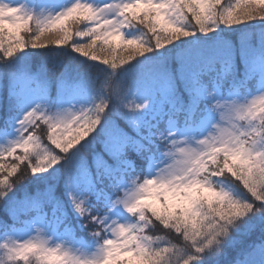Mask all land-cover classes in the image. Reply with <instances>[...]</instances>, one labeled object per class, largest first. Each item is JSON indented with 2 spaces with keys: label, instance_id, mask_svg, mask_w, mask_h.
<instances>
[{
  "label": "snow or ice",
  "instance_id": "obj_1",
  "mask_svg": "<svg viewBox=\"0 0 264 264\" xmlns=\"http://www.w3.org/2000/svg\"><path fill=\"white\" fill-rule=\"evenodd\" d=\"M0 264H264V0H0Z\"/></svg>",
  "mask_w": 264,
  "mask_h": 264
}]
</instances>
